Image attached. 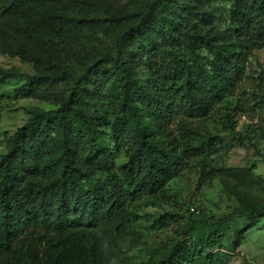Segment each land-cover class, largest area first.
Wrapping results in <instances>:
<instances>
[{"label": "trees", "instance_id": "obj_1", "mask_svg": "<svg viewBox=\"0 0 264 264\" xmlns=\"http://www.w3.org/2000/svg\"><path fill=\"white\" fill-rule=\"evenodd\" d=\"M58 1L67 0H0V53L35 71L0 69V83L23 77L18 97L56 105L30 109L0 157V264H110L120 253L116 230L133 220L139 192L161 189L179 165V144L168 148L161 135L177 120L192 141L190 121L237 91L248 43L264 44V0H229L234 46L191 33L173 0H156L96 57L80 36L82 21L56 12L46 22ZM35 21L43 23L39 33ZM182 41L191 61L179 54ZM203 50L213 54L207 63ZM166 51L176 69L157 67L143 84L135 62ZM107 80L114 86L105 90ZM121 150L127 161L119 168L114 155ZM263 213L264 203L245 196L233 211L254 219ZM147 264L191 263L173 248Z\"/></svg>", "mask_w": 264, "mask_h": 264}, {"label": "rangeland", "instance_id": "obj_2", "mask_svg": "<svg viewBox=\"0 0 264 264\" xmlns=\"http://www.w3.org/2000/svg\"><path fill=\"white\" fill-rule=\"evenodd\" d=\"M155 1H58L45 20L50 23L60 12L73 24L82 21L80 36L99 57L112 49L116 32L137 24ZM173 2L188 17L186 30L201 32L219 44H239L230 22L229 0ZM33 28L39 33L43 23L35 21ZM186 43L182 41L179 54L191 61ZM248 46L246 78L235 93L226 92L212 111L190 121L195 138L188 142L177 120L160 134L168 148L179 144V165L161 189L139 192L131 204L133 220L116 230L120 253L110 264H147L173 248L191 264H264V213L257 219L233 214L243 196L264 203V44ZM201 56L207 63L213 54L203 50ZM135 65L143 84L157 67L167 74L177 67L170 51L159 57L143 55ZM0 69L35 73L31 64L1 53ZM24 81L10 77L0 83V157L29 120L30 109L56 108L48 101L18 97L14 90ZM112 86L113 81L107 80L105 90ZM114 159L120 168L127 161L125 151Z\"/></svg>", "mask_w": 264, "mask_h": 264}]
</instances>
